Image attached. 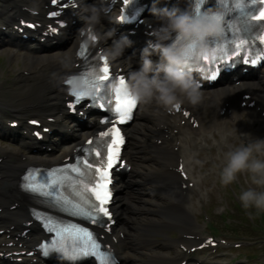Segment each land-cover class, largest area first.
Returning <instances> with one entry per match:
<instances>
[{
  "label": "clouds",
  "instance_id": "clouds-1",
  "mask_svg": "<svg viewBox=\"0 0 264 264\" xmlns=\"http://www.w3.org/2000/svg\"><path fill=\"white\" fill-rule=\"evenodd\" d=\"M80 11L83 26L78 31L83 44L97 47L111 39V45L102 50L103 58L118 61L131 46V41L126 36L114 39V30L104 29L103 9L97 4H84ZM153 15L160 23L151 33L154 39L141 51L139 68L130 70L125 82L113 84L112 90L115 92L119 87L137 104H155L169 112L178 110L183 104L196 107L202 102L203 93L193 72H201V69L189 62L211 54L213 48L207 41L220 35L222 20L215 14L193 18L187 13L178 14L176 10L167 9L154 11ZM170 40L171 43H166ZM153 55L158 56V61L151 59ZM59 63L62 68L69 69L72 57L66 55ZM63 83L67 94L73 98L88 91L81 75H71ZM230 135L238 138L239 144L223 153L220 183L227 187L237 181L238 175H244L245 183L250 186L242 188L237 198L249 217L260 215L264 213V138H252L247 133L238 136L236 130Z\"/></svg>",
  "mask_w": 264,
  "mask_h": 264
},
{
  "label": "snow or ice",
  "instance_id": "snow-or-ice-1",
  "mask_svg": "<svg viewBox=\"0 0 264 264\" xmlns=\"http://www.w3.org/2000/svg\"><path fill=\"white\" fill-rule=\"evenodd\" d=\"M59 3L60 0H51L52 5H58ZM64 7H67V5H64ZM59 15V11L50 13L51 17H58ZM256 19H264V11H261ZM25 26L34 27L31 24ZM51 30L55 31V29ZM88 50L87 46L81 44L79 55L84 56ZM225 54L223 50H218L200 60L212 65L214 69L215 65L219 63L218 57ZM101 71L102 75L97 74L96 71H85L81 74L88 91L77 95L73 102L69 104V107L73 108L85 97H91L93 103L99 102L101 108L107 106L108 111L114 114L105 117L102 121L112 123L113 126L100 133L99 150L82 149L86 155L83 158H77L74 164L51 169L47 173L30 171L23 178L25 181L23 187L26 191L42 197L58 211L73 217L86 219L93 224L103 223V217L110 218V212L107 208L111 201L110 170L117 164L120 145L123 144V137L116 125L126 123L131 118L132 110L137 106L136 101L127 93H123L119 87L114 92V98L110 97V99H114V104L106 105L102 102L104 101L103 92L107 87L105 82L116 80V77L114 74H110L107 61H105ZM215 78V73L210 69L209 79ZM125 80L121 75L117 83L123 84ZM108 137L111 138L110 141L105 139ZM88 143L92 145L94 141L89 140ZM104 147H107L106 154L103 152ZM93 151H95V157L99 159L90 160ZM94 164L97 166L93 171ZM97 176L98 179H96ZM34 214L45 220L49 232L55 233L50 248L44 251L45 256H47L49 250H54L72 262L78 261L80 258L94 256L99 258L100 264H110V255L101 251V245L89 229L72 221H64L47 214L38 212Z\"/></svg>",
  "mask_w": 264,
  "mask_h": 264
},
{
  "label": "bare ground",
  "instance_id": "bare-ground-1",
  "mask_svg": "<svg viewBox=\"0 0 264 264\" xmlns=\"http://www.w3.org/2000/svg\"><path fill=\"white\" fill-rule=\"evenodd\" d=\"M87 1H89L90 3H91V1L93 2V0H81V2H87ZM101 23L103 25L102 20H101ZM104 29H105V27H104ZM105 43L107 45H109V46L111 45L109 40H107ZM67 50H68V48H66V51L61 53V55L50 57V58H52L50 60H54V61L52 62V70H51V72L49 74H46L47 77H48L46 79V85L48 87L47 86L46 87H42L43 86L42 85L39 88V85L35 84V82L33 81V82L29 83L28 85H26L21 90L22 94L25 97L24 100H26L28 102L26 104L23 103L21 105H18L19 107L18 106L11 107L12 109H14L15 113H23L27 108H30V110H32L34 112H38L40 115L44 116L47 112H51L52 111V105L54 106V103H55V101H56V99L58 97V93L60 92L62 87L59 85V80L58 79L54 80L53 79L54 77L52 78L51 74L52 73H58V71L63 69L61 67L60 63H59V60H60V58L65 57L68 53H71V50H68V51ZM122 57H124V54H123ZM22 61H23L22 70H25V71H28V72L36 71V72L39 73L40 77L43 76V72L42 71H40L37 68H34L35 66L38 65L39 62L42 63V62L45 61L43 58H38V57H35V56H30V55L29 56L24 55L23 58H22ZM14 62H16V59H14ZM129 62H130V60L125 61V64L128 65ZM32 66H34V67H32ZM224 91H226V90L214 91L210 95V99H209L210 101L208 102L207 105H204L203 102H201L196 107H193V106L190 105L191 107H193V110L195 111V113L197 114L199 120L201 121L200 129H201L202 132L206 133V128L204 127L203 124H205V122H206V121L204 122V120L208 119V114H206L207 110L212 106L213 103H215V102L217 103L221 99H227L228 98V95ZM35 92H39V93H37L38 95L36 97L35 96L32 97L33 95H35ZM255 92L258 93L257 91H255ZM20 96H22V95H20ZM259 97H260V100L264 103V99L260 95H259ZM8 107H10V105ZM140 114L143 117V119L144 118H148L149 117L148 116L149 115V108H143L142 111L140 112ZM234 116H235V119L237 120L238 116L236 114ZM214 118H215V120H214V123H215V121L218 118H217L216 115H214ZM214 125H215V128L221 134H224L225 131L219 124H214ZM235 128H237V131H236L237 134L243 133L242 129H240V127H239L237 122L235 123ZM191 134H198V132H187V131H184L183 134H182V138L181 137H177V136H172L170 134L171 143L173 144V146H175L176 143L179 141L178 150L181 153H186V151H187V147H186L187 138L186 137H187V135H191ZM200 140H204V139L200 138ZM137 145L139 147H136V143H134V145L132 147L133 152L137 153V154H140L147 147V145L144 144L143 142L137 143ZM150 148H148V149H150ZM190 148L192 149L193 146H190ZM157 152H158V159L161 161V163H162L161 165L163 166L162 171H161L162 174H161L160 182L165 187V189H167V190L170 189L171 190V194H172V184H173V178L174 177H173L172 173L168 171L167 166L169 167L171 165L170 163L176 157V153L172 152L169 147L168 148L159 149V150H157ZM140 161L142 162L144 160L142 159ZM138 165H140V163H138ZM135 167H136V162H135ZM11 173L12 172L10 170L9 164L5 163V170L3 171V174L5 175L6 180L8 182H10V184L12 186V188L9 191L8 194L10 196H13V195L17 194L18 191L15 189L16 181L13 178L14 176L11 175ZM156 176H157V174H156ZM133 182H134V180H133ZM148 192H151L153 194H155V193L158 194L157 190L152 189V188H150L148 190ZM169 196H170V194H169ZM121 199H122V203L125 204L124 207H126V205L128 204L127 199H125L123 196L121 197ZM144 201H147V200H144ZM124 207L121 209L122 212H125V208ZM163 210H164V208L162 207L160 213L162 214V216H164V218H165L164 220L165 221H170L167 218L173 217V216H175L177 214V212L175 211V208L171 207V206H169L167 208V210H164V211ZM126 212H127V210H126ZM126 222H127L126 219H125V221H124V219H122V221L120 222L121 225H122L121 226L122 230L126 229V227H127V225H125ZM150 222H152V220ZM165 228L166 227L164 225H162L161 223H159L158 221H153V223L150 224L147 227L146 230H148V231L144 234L145 238L148 239L146 241L147 246H151V245L155 244L156 239H151V238L153 237V235H159L160 233H162ZM191 229H192V227L188 223H185L181 227V230H183V231L184 230H191ZM188 234H191V233H188ZM185 256H183L181 258V260L185 259ZM127 260L129 261L128 264H133L134 261H135V258L131 255V256H128ZM164 260H165L164 257H161L160 259H154L152 256H147L146 262L144 264H162V262H164Z\"/></svg>",
  "mask_w": 264,
  "mask_h": 264
},
{
  "label": "rangeland",
  "instance_id": "rangeland-1",
  "mask_svg": "<svg viewBox=\"0 0 264 264\" xmlns=\"http://www.w3.org/2000/svg\"><path fill=\"white\" fill-rule=\"evenodd\" d=\"M7 50L5 49H1L0 50V73H4L3 74V78L7 77L8 80L6 81V85H5V89L2 87L3 91H0V98H4V96H9L12 99L14 98L16 91L19 88V86L16 83V80L14 79V74L16 72L20 73V68H22L21 63H18V65H14L13 66V71L11 73L6 71V57L8 56L9 53H6ZM6 54V55H5ZM38 57L41 55H37ZM50 55L44 57L45 59L48 58ZM18 58V57H17ZM18 69V70H17ZM23 76L20 74V78H22ZM13 81V82H12ZM12 82V83H11ZM25 83H27V81L25 80ZM18 98L20 96H17ZM15 97L14 100H17L18 98ZM208 103H205L204 105H207ZM145 106V105H144ZM147 107V106H145ZM215 106H212L207 110L206 114L209 113V118L212 119L213 118V112L215 111ZM151 109V115L153 116L154 112H152V108ZM212 114V116H210ZM147 121L145 123H142L140 125H138L139 131L138 133L140 134V138H136L135 141H144L145 143L148 144L147 140H149V133L147 131V128L145 127L146 124L148 125H152L153 121L151 122ZM206 124L209 123L208 119L205 120ZM141 123V122H140ZM138 136V135H137ZM231 146L235 145V143L230 142ZM144 156L146 158L149 157L148 152H144ZM221 161L220 160H216L215 166L213 168V171L205 173L203 175V179H208L209 182L207 184L204 185H208L211 187L212 189V195L216 196V204L215 205L213 202H211V196L208 199H202L199 200L195 203V208L193 210V212H198L197 215L200 218V215L202 216L203 214V206L208 205L207 207L209 208L208 211H210L211 209H213V207H216L215 212H209L211 215H216V217L218 218V220L216 221L217 225L219 227L224 226L225 224L228 225V223L232 222V220H221L220 217L218 215H223L226 214L225 212H238L237 209L235 208L233 202L230 200V197L228 195L225 196V198H222L221 201V197L223 196V193H225V187L220 183V180L218 178V172H219V166L221 165ZM146 167L153 169L154 171L156 169H158L159 163L158 160H148L147 163L145 164V169ZM198 169L195 166L191 167V171L196 172ZM203 171V170H202ZM239 176L237 177V179H239ZM244 176V175H243ZM202 184V183H200ZM145 185H143L142 188H136L134 191L129 192L128 194L131 195H127L125 194L128 198H130V200H132L130 202V204H128L129 212H127L126 214H124V217L128 218L131 217V219L129 220L130 223V231H133V237L130 239V236L126 233V237H127V250L125 251L126 254H131L135 257L136 261L135 264H142V262H144V260L146 259V255H151L152 252L148 251V246L146 245V241L148 239L145 238L144 234L148 231L146 230L147 227L153 223V221H158L159 223H161L162 221V215H161V208L163 207L164 210H167V208L170 206V204H168L169 202H167L166 200H164L163 195L162 194H153L151 192H148V190L150 188L152 189H156L157 187V183L153 182L151 184H147L146 187H144ZM250 185L247 184L246 187H248ZM229 198V201L227 200V198ZM147 200V201H144ZM221 203L225 206V211L220 207ZM127 207V208H128ZM163 210V211H164ZM128 211V209H127ZM162 211V212H163ZM223 211V212H222ZM227 215V214H226ZM152 220V222H150ZM233 221H238L237 219H234ZM173 228L171 226H167L166 229H164L163 234L166 235L167 237L173 238L176 235L174 234ZM238 235L241 236V232H237ZM151 239H158L160 240L161 237H159L158 235H153V237ZM141 244H143L144 246H141ZM165 244H168V241L163 242L162 247H158L155 248L165 251ZM145 247V248H144ZM128 254V255H129ZM127 263V262H126ZM238 264V263H236ZM241 264H243V262H241Z\"/></svg>",
  "mask_w": 264,
  "mask_h": 264
}]
</instances>
